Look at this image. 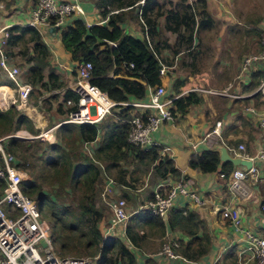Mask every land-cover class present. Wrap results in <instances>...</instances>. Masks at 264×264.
Instances as JSON below:
<instances>
[{
	"label": "trees",
	"instance_id": "trees-1",
	"mask_svg": "<svg viewBox=\"0 0 264 264\" xmlns=\"http://www.w3.org/2000/svg\"><path fill=\"white\" fill-rule=\"evenodd\" d=\"M184 1L166 12L158 4H154L151 14L147 13L146 6L140 7V27L141 30L143 27L146 30L149 38L147 42L143 37L138 38L124 32L122 27L124 21L136 18V12L131 13V9L138 8V0H95L94 5L103 21L85 25L81 18L75 17L59 32L61 45L72 60L91 63L90 82L114 102L145 98L147 87L161 83V76L158 75L161 63L171 64L158 56L168 46L162 30H171L179 36L180 41L187 44L189 50L193 49L192 42L196 40L198 30L209 29L213 25L205 0L185 4ZM157 16H164L163 27H158ZM252 29L260 37L261 28ZM6 30L7 36L1 51L9 59L15 56L22 62V80L31 85L29 97L32 100L29 103L41 108L38 101L47 105L53 95H56L53 91L63 87L58 73L48 62L47 45L38 31L28 24H13ZM176 53L178 51L174 50L173 54ZM260 75V71H253L250 82L244 89H255ZM182 81H174L176 91ZM5 82L10 81L0 79V84ZM62 89L60 102L63 105L67 98L75 100V94L69 88ZM44 92L47 94L45 97L42 95ZM253 96L258 101L259 94L255 93ZM201 101V95L196 91H189L172 100V111L183 114L190 105ZM64 106V109H59L63 117L74 104ZM130 108L129 105L117 103L111 107V117L100 123L61 122L56 126L59 141L51 143L12 136L18 129L35 134L32 121L12 106L0 109V136H6L5 148L16 157V165L26 175L21 180V190L35 199L59 253L80 246L83 251L95 254L92 256V264H134L135 258L130 245L136 246L138 240L145 235L138 234L128 224L130 220L138 218L142 224L152 225L162 236L166 234L163 217L152 214L147 208L128 216L124 234L129 244L116 236L102 235L98 228L102 212L94 201L101 170L111 176L115 183L127 187H134L139 182L140 171L137 173L135 170H144L145 167H150L152 174L158 178L174 176L180 179V171L173 159L162 154L157 146L142 148L127 142ZM97 135L99 139L89 155L79 150L81 143L90 142ZM97 164L101 165V170ZM188 166L204 173L219 172L226 178L235 168L230 161L220 160L219 150L214 148L193 153L189 157ZM167 217L172 228H179L189 238L184 241L178 237L179 245L174 250H180L184 256L206 251L202 242L208 241V237L206 234L197 236L196 233L203 224L194 212L171 208ZM189 246L195 249L186 250ZM234 259L231 257L232 264H235Z\"/></svg>",
	"mask_w": 264,
	"mask_h": 264
},
{
	"label": "crops",
	"instance_id": "crops-1",
	"mask_svg": "<svg viewBox=\"0 0 264 264\" xmlns=\"http://www.w3.org/2000/svg\"><path fill=\"white\" fill-rule=\"evenodd\" d=\"M192 0H185V3H191ZM33 0H4L3 7L0 8V30H6L11 25L27 24L29 8ZM83 9L81 15L69 16L64 26L69 25L75 17L81 18L85 25L101 23L102 20L98 14V11L94 5L95 0H78ZM256 2V1H255ZM138 8L132 7L131 13L136 12L137 25H130V22L124 21L122 24L123 31L129 33L135 37L141 38V19L140 7L142 5L147 7V13H152V7L154 4L161 6V10L166 12L169 9H175L180 6L182 0H168L167 3L161 5L158 0H138ZM206 9L211 16L217 21L215 22L217 28L215 34L210 41L203 39L204 35L209 29L198 30L197 39L192 42L196 60L198 63L192 62L191 58L187 59L181 56V51L173 55L170 60V65L166 70V73L160 77L161 83L165 86V97L170 98L175 95H183L188 91H191L193 86L203 87L207 89L223 90L221 93H210L202 90H194L202 96L203 101L200 103L190 105L186 112L180 114L174 112L172 120L163 121L156 130L152 132V138L158 145L168 146L169 150L166 154L173 159L175 166L180 171V179H183L188 184V188L198 193L202 199V204L194 203L189 197L178 194L175 198L172 208L183 209V212H194L198 219L203 224V227H199L197 236L206 234L208 241H204L206 251L202 254L193 256H184L180 250H174L181 257H170L163 253L161 250V242L163 239L180 237L184 241L189 238L179 228H172L170 225V232H167L164 236L160 232H156L152 225L147 223L142 224L141 220H130L128 224L132 225L134 230L145 236L138 240L137 245H130L134 254V264H232L231 257H234L235 264H254V260L247 250L245 240L242 234L235 230L234 227L224 218H222L218 211L217 206L223 204L228 198L227 179L219 172H201L197 169L188 166L189 157L193 153H200L204 149L214 148L218 149L223 146L220 141L223 140L227 144H236L242 142L245 144L246 152L253 154L256 150L257 143L260 137V130L257 126L256 119L246 111V106L252 103H257L256 98L252 97V91L254 89H244V86L250 82L251 73L244 78V80L237 79L236 75L239 70L241 59L244 55L250 53L246 52L247 48H250V41L253 37L252 28H261L264 25V12L258 14L255 18H250L251 5H242L239 3H253L251 0H205ZM245 8V9H244ZM244 13H246L244 15ZM162 16H157L158 27H163L161 22ZM258 20V21H257ZM163 21V18H162ZM244 25V30H232L235 27ZM244 27V26H242ZM233 31V32H232ZM232 32V33H230ZM167 43L168 49L174 48L171 37V30H162ZM248 37L249 44L243 51L240 48L246 46V41L239 40ZM42 40L47 45L49 50L48 62L54 71L58 73L60 80L63 83V87L56 88L53 91V97L49 100L47 105H41V108L28 103L26 110L22 112L28 119L32 121L33 128L37 133L46 126H52V140L44 141L38 138V141L43 143L57 142L59 136L57 135V125H54L62 119L63 115L59 109H64V105L61 100L62 88H69L71 82L74 80V60L69 57V53L66 52L60 42L59 32L49 30L41 35ZM255 39V38H253ZM170 41V42H169ZM196 41V43H195ZM240 50V53H239ZM235 51L236 57H233ZM252 52V51H251ZM197 53V54H196ZM199 53L202 56V62L199 60ZM165 55L171 56L168 52ZM235 63V71L232 75L233 82L228 81L231 79V75L228 71L223 72L220 69H214L217 74L210 72V67L216 68L225 67L230 68ZM191 66L204 67L200 69H193ZM213 71V70H212ZM23 76V74H21ZM212 75L216 76L213 77ZM2 78L6 79L3 75ZM21 76V79H22ZM182 81L181 85L176 91L173 87L174 81ZM23 81V80H22ZM227 82V83H225ZM222 88L218 84H222ZM10 82L0 84L4 88L2 91L5 94V100L12 91V86H9ZM231 89V90H230ZM146 94V93H145ZM45 97L46 92L42 93ZM2 104V103H1ZM39 105V106H40ZM258 105V104H256ZM173 108V104H172ZM105 117V116H104ZM103 117V118H104ZM102 118V119H103ZM98 121L100 123L102 121ZM216 120H221L220 136L211 134L210 143L207 145L203 142H199L204 134L211 130ZM47 121V122H46ZM47 123V124H46ZM42 125V126H40ZM22 130L28 134V137L34 138L24 129ZM21 131V133H23ZM15 137L21 138L19 135ZM35 133V134H36ZM99 139V135L90 141L81 143L79 150L84 154L89 155L91 149L94 147ZM196 143L195 148L192 146ZM88 148V149H86ZM254 165L259 167V174L257 180L246 179L245 183L250 189V196L242 197L237 200L238 207L241 211L243 227H247L252 231L264 236V212L261 210L260 204L264 201V162H260L255 159ZM99 169L102 167L97 164ZM236 167V166H235ZM146 168V167H145ZM144 170L136 169L135 172H139V182L134 184V187H127L117 184L113 181L111 176L106 173L100 172L98 176L96 196L94 204L102 212L101 219L98 222V228L102 235H113L120 239L122 242L129 244L125 234V224H116L115 226L108 228L109 208L107 206V200L110 197H123L125 206L131 215L135 214L139 209H143L142 204L145 200L150 198L152 191L161 184H167L178 180L174 176H167L164 179L154 176L151 172V168L148 167ZM106 187V191L103 192L102 188ZM141 207V208H140ZM168 218V217H167ZM155 240L158 241L155 242ZM202 246V244H200ZM195 248L189 246L186 250L192 251ZM242 249H244L242 251ZM184 251V250H183Z\"/></svg>",
	"mask_w": 264,
	"mask_h": 264
},
{
	"label": "built area",
	"instance_id": "built-area-1",
	"mask_svg": "<svg viewBox=\"0 0 264 264\" xmlns=\"http://www.w3.org/2000/svg\"><path fill=\"white\" fill-rule=\"evenodd\" d=\"M3 2L4 0H0V8L3 7ZM82 13L83 9L78 0H33L29 8L27 24L34 27L40 35L45 34L50 28L60 32L69 16ZM144 29L143 27L141 34L148 42L149 38ZM6 36L7 30H0V75L11 82L9 86H12L13 92L8 94L5 100L3 89H0V109L12 106L17 112L22 113L28 107L31 85L22 81V72L1 51ZM260 45L259 50L243 56L236 75L237 79L244 80L253 71L261 73L259 83L252 91V94H259L258 101L246 106V111L257 121L260 137L253 154L246 152L245 144L242 142L227 144L223 140L220 141L230 155L249 159L252 164L249 167L237 165L231 171L227 177L229 198L216 207L219 215L242 234L246 243L244 249L250 252L254 264H264V236L243 227L237 200L250 196V189L245 183L246 179H258L259 167L254 165L253 161L257 159L264 162V25ZM168 67L161 63L158 75L163 76ZM74 75L75 78L69 89L76 98L74 101L69 98L64 100V105L74 104V107L54 125L61 122L97 123L110 112L113 105L117 103L122 106L129 105L131 108L127 119V142L142 148L157 146L162 154H166L169 147L158 145L152 138V132L163 121L173 119L172 100L179 95L166 98L165 86L160 83L147 87L145 98L114 102L105 92L90 82L91 63L89 61H75ZM191 89V91L202 90L210 93L223 92V90L207 89L201 86H193ZM220 128L221 120H216L212 129L207 131L199 142L211 145L209 141L211 134L220 136ZM51 129V125L44 127L31 137L51 141ZM23 133L26 134V132ZM5 138L6 136H0V264H88V257L60 255L55 251L50 228L35 199L21 190L20 183L26 175L16 165V157L5 148ZM192 146L195 148L196 143ZM102 191L105 192L106 187H103ZM178 194L189 197L196 204H202L198 193L188 188L186 181L179 179L158 185L141 207L149 209L154 215L167 216ZM107 206L110 213L108 228L116 224H125L131 212L127 210L124 199L110 197L107 200ZM260 207L264 212V203L260 204ZM178 245V237L169 238L162 242L161 250L170 257H181L174 252V247Z\"/></svg>",
	"mask_w": 264,
	"mask_h": 264
},
{
	"label": "rangeland",
	"instance_id": "rangeland-1",
	"mask_svg": "<svg viewBox=\"0 0 264 264\" xmlns=\"http://www.w3.org/2000/svg\"><path fill=\"white\" fill-rule=\"evenodd\" d=\"M194 0H192L191 2H193ZM256 1V2H255ZM158 2H160L161 3V5L162 4H164V3H167L168 2V0H158ZM251 2H253V3H239V5L240 6H242V5H244V7H245V5H251V8H250V10H248V12H250L251 13V16H250V18H255L258 14H261L262 12H264V0H251ZM165 5V4H164ZM154 8L155 7H152V12L154 11ZM245 9V8H244ZM246 13H244V15H245ZM162 18H164V16H162ZM162 18L160 19L161 20V22H162V24H164V22L162 21ZM213 18V17H212ZM128 22H130V25H137V21H136V19H129L128 20ZM157 22V21H156ZM215 22H217L214 18H213V25H211L212 27H210L209 28V31H205V32H207L205 35H204V37H203V39L205 40V41H210V39H212V36L215 34V30H216V28H217V25H216V23ZM246 22H243V25H240V27H235L234 29H232V30H244L243 28H246L245 27V24ZM242 26H244V27H242ZM233 32V31H232ZM232 32H230V33H232ZM173 33V32H172ZM261 36H262V32H261V34H260V37H258L255 33L253 34V32H252V36H250V37H253V38H255V39H251V41H250V44H249V41H248V37L249 36H246L245 35V38H243V39H240L239 41L240 42H238V43H241L242 41H246L247 43H245L246 44V46H242V48H240L241 50H245L246 48H247V45L249 44L250 45V48H249V50H248V48H247V50H246V52L245 53H247V52H251V51H257V50H259V48L261 47V45H260V39H261ZM171 37V40H172V42H173V44L172 45H174V48L173 49H170L169 51L168 50H166V48L168 49V46H165L162 50H161V53L160 54H158V56H160V58H162L163 60H165L164 62H169L172 58H173V53H174V50H177V51H181V53H180V55L181 56H184L182 59H184L185 57L187 58V59H189V58H191V60H192V62L194 63V61L195 62H197L198 63V59L196 60V56H195V59H194V55H195V51H194V48L192 49V48H190L189 50H188V47H187V44L185 43V42H183V41H180L179 40V36H177L176 34H172L171 36H168V38H170ZM249 37V38H250ZM197 39V38H196ZM170 42V41H169ZM195 43H196V41H195ZM197 44V43H196ZM165 52H168L171 56H166L165 55ZM238 51H235L234 52V54H233V57L235 58L236 57V53H237ZM239 53H240V50H239ZM197 54V53H196ZM199 60H200V63L202 62V56L200 55V53H199ZM194 60V61H193ZM10 62L14 65V66H16L22 73H23V70H24V66H23V64H22V62L19 60V58L18 57H10ZM191 68H193V69H200V68H204V67H201V66H199V67H196V68H194V66H191ZM209 69H211L210 70V72H212L213 74H217L216 73V71H214V69H220V70H222L223 72H227L228 71V73L231 75V79L230 80H228V81H232L233 82V78H232V75H233V73H234V71H235V63L233 64V65H231L230 66V68H225V67H220V68H216V67H214V66H212V67H210ZM213 70V71H212ZM213 77H216V76H214V75H212ZM0 79H3L2 78V76H0ZM225 83H227V82H225ZM220 87H218V88H222L223 87V83L222 84H218ZM231 90V89H230ZM32 100V98L31 97H29L28 96V103H29V101H31ZM40 104H42V105H44L43 103H41V102H39ZM108 117H111V114H110V112H109V114H107L102 120H105V119H107ZM47 122V121H46ZM47 124V123H46ZM40 126H42V125H40ZM47 127V126H46ZM21 131L22 130H20V131H17V132H15V135H19L21 138H23V137H28L29 135L28 134H25V133H21ZM23 132V131H22ZM3 136H5V135H3ZM167 238H165V239H163V242L166 240ZM155 242H157L158 243V241L157 240H155ZM161 246H162V242H161ZM54 248H55V251L58 253V254H60V255H70V256H84V257H88V264H92V262H93V258L94 257H92V256H94L95 254H93V253H90L88 250H85V251H83V249H82V247H76V248H74V249H71V250H69V251H65L64 253H59L58 251H59V249L57 248V244L56 245H54ZM58 250V251H57Z\"/></svg>",
	"mask_w": 264,
	"mask_h": 264
},
{
	"label": "water",
	"instance_id": "water-1",
	"mask_svg": "<svg viewBox=\"0 0 264 264\" xmlns=\"http://www.w3.org/2000/svg\"><path fill=\"white\" fill-rule=\"evenodd\" d=\"M49 30H52L53 31L52 28H50ZM219 158L222 161H230L235 166H237V165H244L246 167H249L252 164L251 160H249V159L241 158L239 156H232V155H230L228 153V151L226 150V147L225 146H222L220 148ZM163 220L165 222V226H166L167 232H170V224L168 222L167 216H164L163 217Z\"/></svg>",
	"mask_w": 264,
	"mask_h": 264
},
{
	"label": "bare ground",
	"instance_id": "bare-ground-1",
	"mask_svg": "<svg viewBox=\"0 0 264 264\" xmlns=\"http://www.w3.org/2000/svg\"><path fill=\"white\" fill-rule=\"evenodd\" d=\"M4 88H6V87H2V86H0V89H4ZM27 112H28V110H26ZM29 113V112H28Z\"/></svg>",
	"mask_w": 264,
	"mask_h": 264
},
{
	"label": "clouds",
	"instance_id": "clouds-1",
	"mask_svg": "<svg viewBox=\"0 0 264 264\" xmlns=\"http://www.w3.org/2000/svg\"><path fill=\"white\" fill-rule=\"evenodd\" d=\"M109 114V113H108Z\"/></svg>",
	"mask_w": 264,
	"mask_h": 264
}]
</instances>
